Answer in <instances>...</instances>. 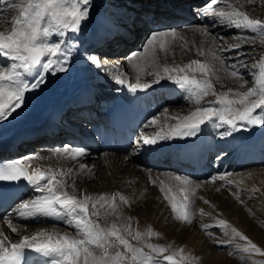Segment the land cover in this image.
<instances>
[{
    "label": "bare ground",
    "instance_id": "1",
    "mask_svg": "<svg viewBox=\"0 0 264 264\" xmlns=\"http://www.w3.org/2000/svg\"><path fill=\"white\" fill-rule=\"evenodd\" d=\"M117 1L119 0H110L108 3H106L104 0H91V3L89 5L90 16L86 22H82L81 32L75 36L69 33V38L73 39L76 42L78 41L79 43H77L78 51L74 52L73 59L70 61V64L68 66V71L63 73H42L46 76V80L41 85V87L26 93L25 101L22 107L20 109H17L16 112L12 113L6 119L0 120V154H4L6 151H9L10 154H14L21 159H24L25 157L35 156L36 154L31 155L27 152L28 149L30 150V148L34 147L31 144H35L36 146L34 148H38V145L42 144L43 142H59L61 139L60 136L62 134L60 129L65 134V138L68 139V147H73V144L82 145V147L86 146L85 140L82 137H79L78 134H72L63 125L58 123L55 120V117L59 113H61L63 117L65 116L67 119L70 118L75 120L79 118V115L70 111V109L75 105L82 103L83 101L90 100L91 98L93 99L95 104L99 103L101 96L99 97V99L97 98V96L101 95V92H97V90L94 88V85H100L99 80H102L101 76L106 78V81H104V83H107V87L112 88V91H110L109 93L107 92L108 95L105 98H103L105 95H102L103 97L101 98V100L103 102L99 103L100 107L97 113L99 115H105L108 111L110 103L114 100L115 96L120 92L128 90L126 85H119L115 83L111 78L114 75V67H118V71L122 73V78H125L128 83L136 82L137 73L135 72V70H131L130 72L122 71L123 66L129 63L127 57L130 56V54L128 56H123L124 53H126H123V51L127 47L129 48L130 46H137L139 44L137 36L141 37L142 34L133 35L129 33L130 36L125 37L119 34L120 32H118V34H116L114 37L103 41V43H101L100 45L97 43V38L103 37L105 32H107V29L109 28L107 25L108 23L105 20H107L108 18L112 19V17L110 16H113L112 14L114 8L108 4ZM126 1L129 0H121L122 3H125ZM131 1L132 3L139 4L138 8H135L136 15L131 21V17L127 20L128 15H122V17L124 18L122 19L124 25L122 26L133 28L136 24L139 25L137 27L139 28V30L146 32V26L148 23H150V19H152V25H150L154 26L155 29H160V27L163 25L161 23L163 21V18H165L166 24L171 25L188 20L189 17L187 15H183L182 13H180L181 11H178L181 7L180 4L183 2L187 6L190 2L192 4L194 2H198L197 4H193L196 6L202 3L204 0H143V3L136 0ZM208 6L209 4L207 5V7ZM133 10L134 9L131 6V11ZM201 10L202 12H204V9L200 8V11ZM12 13L13 15L16 14L15 12L10 10V6L7 3L3 2V0H0V19H2L3 21H9V16ZM208 17H210L208 18V23H211L212 26L208 28L210 30V33L206 34L205 38L208 37L210 40L216 43L219 39H223L224 41L219 43L220 48L218 50L219 53H217L219 54L218 56L208 50L206 54L204 50L203 55H201V50H203L204 48L201 43V39H199V42H197L196 45L191 46V52H186L185 49L181 48L179 50L173 49L172 51H170L171 53L163 55L164 59L162 57L160 58V62H162L163 60V62H166L165 65L167 67L173 68L182 67L187 64V55H199L198 58H201L200 61H203V63L211 66L210 71L213 74L210 75L207 79L210 80L213 86L218 88V91L216 95H208L203 97L200 104H195L193 102L194 98L187 99L188 104L197 105L198 107H204L207 106L210 102H215L219 94L229 93V89H232L233 92H235L245 91L248 88H251L248 86L241 87V84L243 82H241L242 78H240V73L245 72L248 66H252L254 70H257V78L259 76L260 64L264 62V46L255 51V53H257L258 55L259 62L256 64H247V62L249 61L248 57L250 56V53H248L249 51L247 52L243 50V47H241V43H238L237 45H239V47H237L236 44H233L228 40V37L222 36H226L227 29L229 28L227 27L226 30L223 28V20L219 19L218 17L216 19V22H211L215 17L213 12L212 15ZM249 18L258 19L262 22V20H264V15L252 16ZM234 28L238 31L250 32V30L243 27L233 26V29ZM0 30L10 31V24L0 23ZM148 30L150 29L148 28ZM126 31L127 33L129 32L128 30ZM130 37L134 38L130 40ZM56 38L58 37H54V39ZM88 38L91 39L89 43L84 46L87 41L86 39ZM242 44H244V41ZM81 45L84 47L80 48L79 46ZM252 45L255 46L257 44ZM87 47H94V50H99L101 54H103L102 56L107 55V57H110L106 58L104 56V58L107 59L110 64H108L109 66L106 67L103 75L91 74L88 71L91 67L89 66V64L83 62L81 58V52ZM104 52L109 53L107 54ZM92 53L97 52L93 51ZM221 61H223V66L227 70L226 72L219 71L221 67ZM1 62L5 61L1 60ZM148 64L151 65V63ZM232 65H236L238 75L237 77H234L233 81L235 83L231 85L230 73L232 71ZM241 65H247V67L242 68ZM253 65H255V67H253ZM139 66L144 69V71L140 74L141 83H151L153 79H155V73L162 69L161 67H155V69L153 68L154 75H150V71L146 70L144 65ZM217 77H220L221 79H217ZM29 79L31 80V78ZM255 79L253 80V82L255 81ZM253 84L254 85L252 87L256 86L255 83ZM136 93L141 100L134 114L129 116V119L134 123H136L139 117L144 115L150 116V118L152 117L153 119L158 117L156 121L160 120L161 114L159 112H156V110L159 107L158 100L161 95L168 93L172 98L175 96V99L181 98L184 95L182 90H180L175 86L174 83L167 79L161 80L160 83L153 84L152 87L146 90H138ZM229 96L231 97V93H229ZM215 106L219 107V105ZM149 110L151 112H148ZM192 111L195 110H192V108L190 107L183 110L172 109L169 111V114L163 118V121H159L160 124L158 126L153 127L152 130H154V134L142 133L140 132V128L136 125L131 130L130 135H132L133 140L136 139V143L138 140L145 136L151 138L155 136V134L159 132L161 128L167 130L170 126H173L179 122V117L188 115ZM257 112H259V110H257ZM87 116L89 115L87 114ZM173 117H176L177 119H173ZM69 127L74 129L75 131L79 130L76 129L77 127ZM85 127L89 128L90 131L88 133L81 132L79 133V135L85 136L86 134H91L89 136L86 135V137L94 144L93 147L101 151L106 150L102 141L98 138V136L94 135V132L91 130V126L89 127V125H85ZM50 130L54 133H50ZM224 131L225 128L223 127L217 128L212 123H206L204 125H201L200 132L194 138H176L158 144L155 147L144 146L143 144H137L136 146L142 151V154H146L148 156L146 157L145 155L144 157H146L147 159L150 158L148 159L150 164L159 167L165 166L171 169H179V173H177L175 176L179 175L189 178L191 183L186 187L182 186L179 181H176L175 179L173 180L176 187L178 186L179 188L184 189L183 191L181 190V196L189 194L190 189L194 188V190L196 191L199 188L198 186H200L201 191L206 193L207 197L210 199L211 204L215 207L214 211L217 218L219 220H225L228 222V232L230 234V237L234 238L231 235V229L235 228L243 236H247L252 243L256 244L257 247L261 249V253H264V166H258L259 163H264V126L249 125L247 127H241L238 131L234 132L233 135L229 137L222 136V133ZM137 132H139V135L137 134ZM55 148L57 147L39 149L41 151L37 153L38 157L34 158L31 161L30 167H28L29 172L31 173L36 168H39L41 171H48L49 169L53 170L54 168L57 169V171H59L60 169H66L65 173L67 176L74 175L72 183L75 184V188L72 192L68 190L69 188H66L65 190H67L70 194L77 195L78 197L84 196L82 191L76 187L75 183L79 175L76 174L78 171V168L76 167L78 165V160L73 161L71 159L65 158V160H62L61 162L58 159L51 162L50 160L47 161L42 156L43 154H50L53 156L59 155L54 154L51 151ZM88 149L89 151H91H86L87 157L96 156L98 159V166H101L106 160L111 163H115L116 155L122 154L119 153V150L106 151V154L104 153L102 155H99L98 153L95 154L94 149ZM162 149L170 151L172 153L171 160L173 161V163L169 162L168 160V162H166L165 160H162L163 162H161L157 160L158 158H153L152 155L155 154L165 156V152L163 153L161 151ZM219 149H222V152H227V155L223 157L224 159H216L215 163H211L209 159L212 153ZM150 156H152V158ZM39 157H43V159H40ZM120 157L121 161L118 160L120 161V166H124L126 164L128 165V163L130 162L137 161L147 164V159L143 158L142 156H140L139 158L134 155L126 154L121 155ZM209 164L212 166V168H205ZM225 173H231L232 175L226 176L225 181H220L219 176ZM213 175L217 176V180L215 182H212L210 180V177ZM229 180L232 181L231 184L227 183V181ZM132 181L133 180L130 178V183L127 182V184H129V186H132ZM28 189L29 185L25 183L22 189V193L27 191ZM143 193L144 192H142L140 196H137L131 193L127 188L124 189V187H121L120 183L119 188L116 191H113L111 189V183H107L106 188L101 194H99L95 190V188H93V191L91 193H88V196L94 198L93 201L90 202L95 203L96 200H98L101 196H106L110 199L113 195H115L118 201H120V195H123L125 197L126 202H122L123 208L121 209L119 214L116 215H122V218L125 220L126 223L123 226V229L125 226L130 225L132 232L133 230H136L135 232L140 231L142 236L141 239L137 241L142 249L145 247L148 241V239L146 238L147 236L143 235V232H146V229L144 227V225L146 226V223L144 224L142 220L143 218H140L141 216L138 212H136L138 215L136 216V220L134 219V221V215H132L130 209L132 204L138 201L141 202L143 200ZM237 196L239 197V199H237ZM181 200L183 201V199ZM14 218L18 221L32 220L31 218H19L18 212L15 214ZM47 219L59 222L66 219V217L33 219L35 222H40L38 225L32 226V235L38 231H46L48 233L55 232L62 235L67 234L69 236L79 238L74 226H70L64 223V225L60 227L57 224L46 223ZM111 220L114 219L111 218ZM6 229V223L0 220V232L5 231ZM141 229H143V231ZM211 229L213 228H210V230L206 232L204 230L192 228L190 230V241L189 243H186V246L184 247L185 243H183L182 239L178 238V236L174 238V231L172 233V231L169 230V226H167V228H165V230L167 231L165 232V236L167 237V240H169L168 244L166 243V246L169 248V254L173 255L176 261H181V258H183V260L185 259L189 264H210V260L215 264H254L255 262L264 260V255H261V253L245 252L244 248L250 246L248 245V242L243 239L242 244H240L241 246L238 248H228V245L222 242H220V244H218L216 248H213L208 244L206 245L205 243L203 244L204 234H211L213 231ZM59 230L60 232H58ZM7 231L8 241L6 242V246L10 243H18L20 239L16 242L14 240H9L12 232L10 229H8ZM135 232H133V234ZM238 238L241 239L240 237ZM0 239H2V237H0ZM128 240L130 243H132V241L136 239H134L133 236H129ZM116 245L119 246L118 242H116ZM187 245L188 252L190 254H186L187 251H185V249ZM201 245L203 246L199 251H197L196 255V250H198L199 246ZM179 248L183 249V252L179 251ZM120 249L118 248V252H126V250L122 251ZM96 251L99 252L100 250L97 249ZM26 252L29 254V257L27 259V264H29L32 262V259L30 257L36 256L37 253L31 252L30 250H26ZM109 255L115 254L111 253ZM193 257L195 259H193ZM236 257H239V259H236ZM46 258L48 257H44L42 259ZM50 259L51 258L47 260H41L39 261V263L47 264ZM169 263L171 262H166V264Z\"/></svg>",
    "mask_w": 264,
    "mask_h": 264
},
{
    "label": "snow or ice",
    "instance_id": "2",
    "mask_svg": "<svg viewBox=\"0 0 264 264\" xmlns=\"http://www.w3.org/2000/svg\"><path fill=\"white\" fill-rule=\"evenodd\" d=\"M3 2L7 3L10 10L16 14L9 21L0 19V23L10 24L11 29L10 31L0 30V60L6 61L0 64V120L6 119L22 107L26 93L41 87L46 80V76L43 74L68 71L74 52L78 51V45L69 38V33L75 36L81 32L82 22H86L90 16L91 0H3ZM202 8L207 14V5ZM217 15L236 27H243L256 33L264 41V23L260 20L250 19L244 12L235 8L228 12L221 10ZM176 36L177 33L174 29L153 32L146 41L141 55L149 50V46L155 50L157 42L160 49L165 50L164 38L175 39ZM54 37L58 38L54 39ZM200 54L203 55L202 52ZM82 55L96 69H101L102 63L96 54L83 53ZM135 57L136 54H130L127 59L132 63ZM133 67L137 69L135 83H128L125 78H122L118 67L113 68L114 75L111 77L115 83L126 85L131 93L146 90L153 84L167 79L180 89H186L190 93V97H186V99L194 98L195 104H200L205 96L216 95L214 86L209 79L198 80L187 74L179 75V73H185L186 69H190L207 77L210 71L209 66L199 60L191 61L186 68L165 66L162 72L155 73V79L151 83H141L140 74L144 69L135 63H133ZM241 67L245 68L247 65H241ZM219 71H225L223 61H221ZM230 75L237 77L236 65H232ZM240 75L242 77L243 72ZM254 82L256 86L245 91L233 92L232 89H229L231 97L229 93L219 94L215 102H210L207 106L198 107L188 115L179 117V122L175 125L170 126L167 130L161 128L155 136L151 138L145 136L138 140L137 144L155 147L176 138H194L200 132L201 125L206 123H212L217 128H225L222 133L224 137L232 136L241 127L264 126V62L260 64L259 76ZM215 105H219V107ZM157 119L158 117L154 118L150 123H155ZM173 119L177 118L173 117ZM51 151L54 154L66 155L73 161L87 155L86 149L80 147H57ZM37 157L38 154L0 165V181L16 182L23 179L28 185L34 186L35 197L22 201L16 208L19 218L66 217L64 223L74 226L79 238L67 234L38 231L31 236L24 235L18 243H10L6 246L8 237L0 232V237H2L0 239V264H27L26 250L51 258L49 264H129V262L130 264H162V261L146 254L142 248L134 247L128 239L120 234L121 229L117 228L115 224L110 229H106L91 219V215H100L99 211H95L91 215L89 213V202L94 198L88 195L78 197L65 190L70 187L63 178L66 173L61 171L59 179L56 172L51 169L41 171L36 168L29 173L28 167H30L31 161ZM39 158L43 159V157ZM79 167L87 168L83 164ZM231 175V173L222 174L219 176V180L225 181V177ZM174 179L185 187L191 183L186 176L177 175ZM210 180L215 182L217 176H211ZM161 183L163 182L161 181ZM227 183L231 184L232 181L229 180ZM161 191L164 189L161 188ZM194 193V188L190 189L189 194L183 196L184 202L179 204L175 201V197L166 195L165 198L168 199L172 213L177 220L185 223L192 222L195 213L189 210L188 201L190 195H194ZM237 199H239L238 196ZM119 200L126 202L123 195L119 196ZM96 203L107 205L108 209L114 210L116 196L113 195L110 199L101 196L96 200ZM96 203L92 205L93 208L96 207ZM107 214L109 213L106 212L105 215ZM219 224L227 235L228 222L220 220ZM7 226L11 232H17L10 220ZM123 231H127L128 235L133 236L136 240L141 239L142 234L138 231L133 234L130 225L125 226ZM146 235L152 236L158 235V233L148 230ZM231 235L248 242L250 247H245V252L261 253V249L256 244L235 228L231 229ZM116 242L119 246H123L126 252L109 255L108 248L117 246ZM147 247L154 252L162 253L166 250L152 244H148ZM97 249L100 251L97 252ZM180 251L183 252V249ZM193 259L195 258L193 257ZM164 260L171 264H178L173 255L165 256Z\"/></svg>",
    "mask_w": 264,
    "mask_h": 264
},
{
    "label": "rangeland",
    "instance_id": "3",
    "mask_svg": "<svg viewBox=\"0 0 264 264\" xmlns=\"http://www.w3.org/2000/svg\"><path fill=\"white\" fill-rule=\"evenodd\" d=\"M104 1L106 3H108L110 0H104ZM126 2H128V3H126ZM126 2L122 3L121 0H119L117 2H111L110 4H108L111 7H113L115 10L113 9V14H112L113 16H110V17H112V19L108 18L107 20H105L108 23L107 25L109 28L107 29V32H105L103 37L97 38V41H98L97 43L100 45L101 43H103V41L114 37L116 34H118V32H120L119 34H121L125 37H129L130 36L129 33H131L133 35L142 34L141 37L137 36V40L139 42V44L137 46H130L129 48L127 47L126 48L127 50L125 49L123 51V53L126 52V53H124L123 56H128L129 54L133 53V54H136V57H135L134 61H132V63L129 62L126 65H124L122 71L130 72L131 70H133V71L135 70V72L137 73V69L133 67V63H135L137 65H144L146 70L150 71L149 73H152L151 75H154L153 71H154L155 67H157V68L161 67L162 69H160V71L161 72L163 71V68L166 66L165 65L166 62H163V60H162V62H160V58L164 57L163 55L171 53L170 51H172L173 49L179 50L180 48L185 49L186 52H191L192 51L191 46L196 45L197 42H199V39H201V41H202L201 43H202L203 48H204L203 50H201L202 53L205 50V54H206L207 50H208L217 56L219 55V54H217V53H219L218 50L220 48L219 43L224 42L223 39H219L218 42L216 43V42L210 40L208 37L205 38V35L210 33V30L208 28L212 26L211 23H208V18H210L208 16L212 15V12L215 15V17L213 18V20L211 22H213V21L216 22V19L219 17L217 15V13L219 11L223 10V11L228 12V11H232L233 8H235L238 11L244 12L246 15H248V17L264 15V0H204L202 3H200L196 6L193 5L195 2L193 4L190 2L187 6H186V4H184L182 2L180 4V6H181L180 9L179 10L177 9V10L181 11L180 13H182L183 15H187L189 17L188 20H186L184 22L176 23L174 25H171V24H166L165 18H163V21L161 22L163 25L160 27V29H158V28L155 29L154 26H151L152 22H150L146 26V32H144L142 30H139V28H137L139 25H136V24L133 28H130L128 26H122V25H124V23L122 22V19H124L122 17V15L125 14L127 16L128 11L129 10L131 11V5H134L131 0L126 1ZM197 3H195V4H197ZM208 4H209V6L207 7L208 8L207 14H205V11L204 12H202V10L200 11V8L204 9V8H202V6H205ZM132 15H133V13L131 15H129V17H127V19L132 17ZM13 16L14 15L12 13V14H10L9 18L11 19ZM219 19L224 21L223 22V28L225 30L227 27H229L227 29L226 36L225 35H222V36L228 37L229 38L228 40L231 41L233 44L237 45L238 43L239 44L241 43V45H242L241 47H243L242 49L247 51V52L249 51L248 53H250L249 54L250 56L248 57L249 61L247 62V64L250 65L252 63L253 64L258 63L259 58H258L257 53H255V51L259 50V48L264 46V44H261V43H264V41H262V39L256 33H252L251 31L249 32V31L235 30V28L233 29V26H234L233 24L228 23L223 18L219 17ZM262 23H264V20H262ZM148 28L150 30H148ZM173 29L176 30L177 36L175 39H173L172 37L164 38L166 51L160 49L159 43L157 42L155 44V50H153L152 46H149V50L147 52H144L143 55H141L142 49L145 47L146 41L150 38V35L153 32L163 31V30H173ZM126 30H128L129 32L127 33ZM133 38L134 37H130V40H132ZM90 39L91 38L86 39L87 41L84 40V41H86V44H84V46L89 43ZM243 41H244V44H242ZM77 43H79V42L77 41L76 44ZM252 44H257V45L254 46ZM258 45H260V46H258ZM84 46L81 45L79 47L83 48ZM93 51H95L97 53H92ZM156 51H157V53H156ZM83 53L96 54L99 57V59L101 60V63H102L101 69L98 70L94 66H92L89 62H87L82 55ZM104 53L108 54L109 52H104ZM100 54H101V52L99 50H94V47H89V48L87 47L86 49H84L81 52V58H82L83 62L89 64V66L91 67L88 70L91 74L103 75L104 74L103 72L105 71L106 67H108L109 66L108 64H110V62H108V60L105 59L104 56L106 58H110V57H107V55L102 56L103 54H101V55ZM190 55L191 56L187 55V58H188V59L186 58L187 64H185L182 67L186 68V66L188 64H190L191 61H193V60H199V61L201 60V58H198L199 55L198 56L192 55V54H190ZM253 60L254 61L256 60V61L254 62ZM151 61H153L154 63ZM5 62H1V60H0V64L5 63ZM201 62L203 63V61H201ZM148 63H151V65H149ZM223 68L225 69L224 66H223ZM209 69L211 70V66H209ZM246 69L247 70H245V72H243V76L241 77V75H240V78H242L241 82H243L242 83L243 87H247V86L252 87L254 85L253 83H255V82H253V80L256 78L257 70H254L252 68V66H250V67L248 66ZM226 71L227 70L225 69L224 72H226ZM184 74H187L190 77H194L198 80H203L205 78H208L213 73L211 71H209L207 77H205L204 75H202L199 72H194L190 69H186L185 73H179V75H184ZM101 78H102V80H99L100 85H98V86L94 85V88L97 90V92L98 91L101 92V95L97 94L98 99L100 96L102 98L104 95L105 96L103 98H105L108 95L107 92L109 93L110 91H112V88L107 87V83H104V81H106L105 80L106 78L103 76H101ZM219 79H221V78L219 77ZM230 80L229 81L231 83L230 82L229 83L231 85L235 83L233 81L234 77L231 76ZM175 86L178 87L177 85H175ZM180 90H182L184 93V95L181 98L175 99L174 98L175 96L172 98L168 93L161 95L159 97V100H160V101L158 100L159 107L157 108L156 112H159L161 114L160 120L163 121V118L165 116H167L169 114V111L172 109L173 110H183V109H187L190 107V108H192V110H196V108H198L197 105H192V104L187 103L188 100L186 99V97H190V93H188V91L186 89H180ZM214 91H215V93H217V91H218V88L215 86H214ZM68 119H70V118H68ZM152 120H153L152 117L150 118V116H146L144 118V120L141 122V124L139 125L140 132L146 133V134H148V133L154 134V130H152V129H153V127L158 126L160 124V122H159L160 120L156 121L155 123H150ZM73 122L75 124H78V125L84 124V122L82 123L81 121H79L77 119H75V120L73 119ZM69 126L74 127L72 125H69ZM74 128H76V127H74ZM60 131L62 134L60 136L61 139L59 142H54V143L43 142L42 144L38 145V148H34L36 145L31 144L34 147L30 148V150L28 149L27 152L31 155H35L41 151V150H39L41 148H53V147L63 148L65 146H68L69 145L68 139L65 138V134L63 133V131L61 129H60ZM78 131L83 132V133H88L89 129L87 127H85L84 129L82 128V129H79ZM50 133H54V132H52L50 130ZM137 134L139 135V132H137ZM86 135L89 136L91 134H86ZM138 135H137V137H138ZM136 145H137L136 139L135 140L132 139L129 146L125 150L119 152L122 154L116 155V162L115 163L114 162L111 163L108 160H106V161H104V163L101 166H98V159L96 156H88L87 157V155H86L84 157L78 158L77 159L78 165L76 166L78 168V171L76 174L77 175L79 174V175H78L77 181L75 182L76 187L79 188L84 195H89L88 193H91L93 191V188H95V190L99 194H101L103 192V190L106 188L107 183H111V189L113 191L118 190L119 183H120L121 187H124V189L127 188L131 193H133L137 196H140V194L142 192H144L143 193L144 194L143 200L141 199L142 200L141 202L138 201V202L132 204L130 211H131L132 215H134L133 220L138 215L136 212L139 213V215L141 216L140 217L141 219L143 218L142 220H143L144 224L146 223V226L144 225V227L146 229L145 233H147L148 230H151L154 233H158V235L147 236L143 232V235L147 236L146 238L148 239L145 247L143 248L144 249L143 251L146 254L153 256L154 259H158V260L162 261V264H166V262H167L166 260H164V257L167 255H170L169 254V248L166 246V243L168 244V242H169V240H167V237L165 236V232H167L166 231L167 229L165 230V228H167V226H169V230H171L172 233L174 231V236H173L174 238L176 236H178V238L182 239L183 243H185L184 247L186 246V243H189V241H190V234H191L190 230L192 228L204 230L206 232H208L210 230V228H213V229H211V230H213L211 234L205 233L203 236V244L204 243L206 245L208 244L209 246H211L213 248H216L218 246V244H220V242L226 243L228 245V248H238L241 246L240 244H242V239H239L238 237L231 238L229 232L226 235L224 230L220 227V224H219L220 220L217 218L215 211H214L215 207L211 204L210 199L207 197L206 193L201 191L200 186H198L199 188L195 191L194 195H190V198L188 201L189 210L191 212L195 213L193 218H192V222L191 223H185L183 221L177 220L175 218L174 214L172 213L168 199H166L165 197H166V195L168 197H175V201L178 204L183 203V201L181 200V199H183V196H181V194H182L181 188H179L178 186L176 187V185L173 182L174 176L177 173H179L178 172L179 169H171V168L165 167V166L159 167V166H155V165L150 164V162L148 160L150 158L147 159L146 157H148V156L146 154H142L141 153L142 151ZM72 146L73 147H80V148L85 147L86 151H88V152L91 151V150L89 151L88 148H90V149L92 148L95 150V154H97V153L99 155L100 154L102 155L104 153L106 154L105 150L101 151V150H98L97 148H94L93 147L94 144L91 141H89L86 144V146H84V147H82V145H77V144H73ZM221 150L222 149H219V150H216L215 152L212 153V155L209 159L211 163H215L216 159H220V160L224 159L223 157H225L227 155V152L225 153V152H222ZM222 153H223V155H222ZM126 154L134 155V156H137L139 158H140V156H142L143 158L147 159V164H144V163H141L140 161H137V162H130V163H128V165L126 164L124 166H120L119 165L120 161H121L120 156L126 155ZM145 155H146V157H144ZM42 156L47 161L50 160L51 162L53 160H57V159L60 162L62 160H65V158L67 159L66 155H55V156H53L50 154H43ZM152 156H153V158L156 157L155 159L158 158L157 159L158 161L163 162L162 160H165L166 162L169 161V162L173 163V161L171 160V158H169L168 155L167 156H163V155L160 156V154L159 155L155 154ZM152 156H150V157L152 158ZM118 160H120V161H118ZM81 164L86 165L87 168L81 169L79 167V165H81ZM258 166H264V163H259ZM205 168H207V169L212 168V166L209 164ZM53 170L56 172L58 179L61 178L59 175L60 172L63 171L65 173V171H66V169H60L59 171H57V169H55V168ZM149 176H150V178H149ZM73 177H74V175H72V176L65 175L63 177L66 180L67 184L70 185V187H68L69 188L68 190H70L71 192L75 188V184L72 183ZM130 178L133 180L132 186H129V184H127V182L130 183L129 182ZM161 181L163 183H161ZM126 184H127V186H126ZM33 188H34V186L29 185L30 190L28 189L27 191L23 192L20 195V197H18L12 204H10L7 207V209L4 211V213L0 217V220H2L3 222L6 223L7 229L5 231H3L4 235H6L8 237V231L7 230L10 228L7 225H8L9 220L11 221L12 226L17 229V232H15V233L12 232V235L9 238V240H11V241L14 240L16 242L19 239H21L24 235H32V232H33L32 226L38 225L40 222V221L35 222L33 219L30 221L29 220L28 221H26V220L18 221L17 219L14 218L15 214L17 213L16 208L18 207L19 203H21L24 200L32 199L35 197L36 193H34ZM161 188H163L164 191H161ZM177 191H179V192H177ZM84 192H87V193H84ZM94 203L95 202L89 203V213L91 215L93 212L99 211L100 215L99 216L91 215V219H93L96 223H98L100 225V227L106 228V229H110L112 227V225L115 224L117 228L121 229V234L126 239H128L130 235H128V232L123 231V226L125 225L126 222L122 218V215L121 216L116 215V214H119V212L123 208L122 202L118 201L116 199V207L114 210L108 209L107 205H101V204H97V203H96V207L93 208L92 205ZM106 212L109 214L105 215ZM111 218L114 220H111ZM48 220L49 219L46 220V223L57 224L60 227L64 225V220H61L59 222H56L54 220H49V221ZM141 230L143 231V229H141ZM163 230H164V232H163ZM135 231L136 230H133V232H135ZM58 232H60V230ZM138 232H140V231H138ZM166 240H167V242H166ZM229 241H231V243H229ZM131 244L134 247L142 248L138 244L137 240L132 241ZM137 244H138V246H137ZM148 244H152V245H155L157 247H162L166 250L162 253L161 252H154L152 249L147 247ZM202 246L203 245L199 246L198 250H196V255H197V251H199L202 248ZM118 248L119 249L122 248L120 250L125 251V249L123 247L112 246V247L108 248V254H111V253L116 254L118 252ZM179 251H180V248H179ZM185 251H187L186 254H190L188 252V245H187ZM227 251H228V249H227ZM42 258H44V257L41 256L40 254H37L36 256H34L32 258V262L30 264H40L39 261L49 259V258H46V259H42ZM181 259L180 260L182 262L178 260L177 261L178 264H187L188 263V261H186L185 259L184 260H183V258H181ZM236 259H239V257H236ZM210 262H211L210 264H215L211 260H210ZM47 264H49V262ZM169 264H171V263H169ZM192 264H194V263H192ZM254 264H264V260L255 262Z\"/></svg>",
    "mask_w": 264,
    "mask_h": 264
}]
</instances>
